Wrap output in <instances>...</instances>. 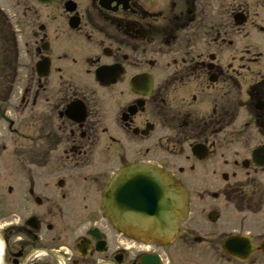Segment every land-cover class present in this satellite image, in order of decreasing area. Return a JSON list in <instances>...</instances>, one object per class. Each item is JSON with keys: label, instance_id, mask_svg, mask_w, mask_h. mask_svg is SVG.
Here are the masks:
<instances>
[{"label": "flooded vegetation", "instance_id": "obj_1", "mask_svg": "<svg viewBox=\"0 0 264 264\" xmlns=\"http://www.w3.org/2000/svg\"><path fill=\"white\" fill-rule=\"evenodd\" d=\"M0 53V264H264V0H0ZM133 166L186 190L170 242L106 210Z\"/></svg>", "mask_w": 264, "mask_h": 264}, {"label": "water", "instance_id": "obj_2", "mask_svg": "<svg viewBox=\"0 0 264 264\" xmlns=\"http://www.w3.org/2000/svg\"><path fill=\"white\" fill-rule=\"evenodd\" d=\"M104 195L109 214H113L118 202L121 218L136 217L141 225L133 229L158 239L173 238L178 222L186 215L185 192L175 180L155 168L133 166L121 171Z\"/></svg>", "mask_w": 264, "mask_h": 264}, {"label": "trees", "instance_id": "obj_3", "mask_svg": "<svg viewBox=\"0 0 264 264\" xmlns=\"http://www.w3.org/2000/svg\"><path fill=\"white\" fill-rule=\"evenodd\" d=\"M11 68L6 66H2V57L0 53V96L5 94L7 82L12 77V74L10 73Z\"/></svg>", "mask_w": 264, "mask_h": 264}, {"label": "rangeland", "instance_id": "obj_4", "mask_svg": "<svg viewBox=\"0 0 264 264\" xmlns=\"http://www.w3.org/2000/svg\"><path fill=\"white\" fill-rule=\"evenodd\" d=\"M17 69H18L17 70L18 71V76H17L16 82L14 83V90H13V93H12L11 98H13V96H16L17 95L19 83H20L21 78L23 77V75L25 73V71H24V69H23L22 64L20 63V61H19V65H18V68ZM10 102H11V100H10ZM10 102L7 105H9ZM1 134H2V132H0V135Z\"/></svg>", "mask_w": 264, "mask_h": 264}, {"label": "bare ground", "instance_id": "obj_5", "mask_svg": "<svg viewBox=\"0 0 264 264\" xmlns=\"http://www.w3.org/2000/svg\"><path fill=\"white\" fill-rule=\"evenodd\" d=\"M123 218H124V220L126 219L127 221L134 223L135 226H137V224H140L141 225V222H138V220L134 216L131 218V220H129V216H127V215L124 216Z\"/></svg>", "mask_w": 264, "mask_h": 264}]
</instances>
